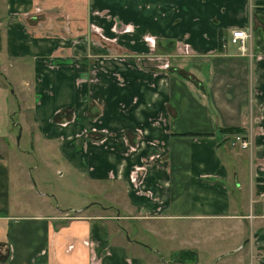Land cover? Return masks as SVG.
Masks as SVG:
<instances>
[{"label":"crops","instance_id":"1","mask_svg":"<svg viewBox=\"0 0 264 264\" xmlns=\"http://www.w3.org/2000/svg\"><path fill=\"white\" fill-rule=\"evenodd\" d=\"M2 27L0 70L33 64L37 139L107 185L115 215L11 216L0 155V264L180 263L121 223L185 241L193 261L212 247L208 264H264V0H6ZM234 30L251 33L245 52ZM237 135L255 158L248 202L229 186Z\"/></svg>","mask_w":264,"mask_h":264},{"label":"rangeland","instance_id":"2","mask_svg":"<svg viewBox=\"0 0 264 264\" xmlns=\"http://www.w3.org/2000/svg\"><path fill=\"white\" fill-rule=\"evenodd\" d=\"M5 3L6 0H0V19ZM3 29L0 28V34ZM4 42L3 37L0 41L3 48ZM22 61L5 59L4 70H0V155L9 165L11 216L33 218L58 213L74 214L83 209L97 211L100 206L111 210L107 214L115 215L109 200L113 192L107 185L90 182L87 174L80 176L76 173L63 159L57 143L37 139L41 129L35 125L32 109H23L22 102V96L31 87L33 64L32 61L29 64ZM182 65L187 66L180 64L182 68ZM24 82L28 83L27 87ZM230 150L235 158L230 167L232 172L237 164L236 175L229 182L230 188L236 191L239 187L242 201L256 200L255 195H250V184L254 182V155L239 147L231 146ZM117 189L121 200L122 192L118 187L114 189L116 193ZM120 226L127 229L126 238L145 244L151 250L145 254L153 259L172 262L180 252L187 250L185 241L183 243L180 239L151 236L142 230L136 231L129 223H121ZM170 231L171 227H166L162 233ZM226 252H231V249ZM217 253V249L210 247L206 253L200 250L195 261L187 259L185 262L181 258L179 264H208Z\"/></svg>","mask_w":264,"mask_h":264},{"label":"built area","instance_id":"3","mask_svg":"<svg viewBox=\"0 0 264 264\" xmlns=\"http://www.w3.org/2000/svg\"><path fill=\"white\" fill-rule=\"evenodd\" d=\"M249 40H251V33L242 30H234L231 32L230 43L232 45L239 46L243 52H245L244 45ZM234 142V146H238L242 150H251V141L248 139H244L242 136H235ZM260 198H264V192L260 194Z\"/></svg>","mask_w":264,"mask_h":264},{"label":"trees","instance_id":"4","mask_svg":"<svg viewBox=\"0 0 264 264\" xmlns=\"http://www.w3.org/2000/svg\"><path fill=\"white\" fill-rule=\"evenodd\" d=\"M219 46H220V48H221L222 44L220 43ZM235 132L242 133V132H239V131H235ZM257 182H264V181H260V180H258ZM261 191H262L261 188L258 189V192H261ZM181 258H184L185 261H186L187 259L193 261V259H194V255H193L192 253H189V252H187V251H184V252H181V253L177 256V259H175V260L179 262V261H181V260H180Z\"/></svg>","mask_w":264,"mask_h":264}]
</instances>
